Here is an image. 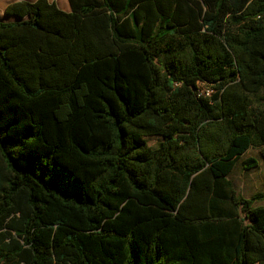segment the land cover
<instances>
[{
    "label": "trees",
    "instance_id": "1",
    "mask_svg": "<svg viewBox=\"0 0 264 264\" xmlns=\"http://www.w3.org/2000/svg\"><path fill=\"white\" fill-rule=\"evenodd\" d=\"M68 1L0 19V264H264L228 177L264 161V0Z\"/></svg>",
    "mask_w": 264,
    "mask_h": 264
},
{
    "label": "rangeland",
    "instance_id": "2",
    "mask_svg": "<svg viewBox=\"0 0 264 264\" xmlns=\"http://www.w3.org/2000/svg\"><path fill=\"white\" fill-rule=\"evenodd\" d=\"M55 1L59 5L67 3V0ZM158 141L159 137L157 136L147 137V142L150 146H155ZM249 156L256 157L259 161V165L249 170H243L241 168L240 162L242 159ZM228 177L232 181L236 192L244 198H249L255 192H264V161L260 156L259 150L251 148L246 153H244L238 159L237 164ZM260 203H264V201L258 202L256 204Z\"/></svg>",
    "mask_w": 264,
    "mask_h": 264
},
{
    "label": "crops",
    "instance_id": "3",
    "mask_svg": "<svg viewBox=\"0 0 264 264\" xmlns=\"http://www.w3.org/2000/svg\"><path fill=\"white\" fill-rule=\"evenodd\" d=\"M14 1H17V0H0V19L2 20H14V17L13 16H8V15H5L4 14V9L5 7L10 4L11 2H14ZM29 1H34V0H29ZM49 1H55V0H49ZM56 2V1H55ZM68 3V4H67ZM67 3H63V5H59L57 4V6L64 10V11H70V4H69V1L67 0ZM254 194V193H253Z\"/></svg>",
    "mask_w": 264,
    "mask_h": 264
},
{
    "label": "built area",
    "instance_id": "4",
    "mask_svg": "<svg viewBox=\"0 0 264 264\" xmlns=\"http://www.w3.org/2000/svg\"><path fill=\"white\" fill-rule=\"evenodd\" d=\"M211 89L209 87L202 88L200 90V93L208 95L210 93Z\"/></svg>",
    "mask_w": 264,
    "mask_h": 264
}]
</instances>
